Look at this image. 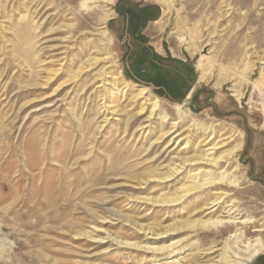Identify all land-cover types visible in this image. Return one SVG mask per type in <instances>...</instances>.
Instances as JSON below:
<instances>
[{
  "label": "rangeland",
  "instance_id": "obj_1",
  "mask_svg": "<svg viewBox=\"0 0 264 264\" xmlns=\"http://www.w3.org/2000/svg\"><path fill=\"white\" fill-rule=\"evenodd\" d=\"M227 217L254 223L157 235ZM227 237L264 249V0H0V264H189Z\"/></svg>",
  "mask_w": 264,
  "mask_h": 264
},
{
  "label": "bare ground",
  "instance_id": "obj_2",
  "mask_svg": "<svg viewBox=\"0 0 264 264\" xmlns=\"http://www.w3.org/2000/svg\"><path fill=\"white\" fill-rule=\"evenodd\" d=\"M85 1H89V0H85ZM105 1H107L109 3L113 2V0H105ZM84 6H85V4H82V7H84ZM196 66L198 68V71L201 74V79H203V75H204V72H205V70L203 68V65L201 64V62H199L198 65H196ZM206 67H207V65H206ZM146 95H147L146 90L145 89H140V92L138 94H135L134 96H132V100L135 103H138L139 101H141V103L143 102L142 104H146V102L148 101ZM154 110H155V106L153 105V108H151V112L149 113L150 117L153 115ZM114 111L115 110H113L112 112H114ZM105 112H107V111H105ZM176 131L174 130V131H171L169 133L168 132L165 133V134L168 133V137H169L167 145H169L171 142H172L171 145H174V146L178 144L179 138H180V134L177 133ZM165 134H163L162 136L164 137ZM181 146H182V148L180 150H183V149L186 148L185 144H183ZM213 149L214 148H212V147L208 148V150H213ZM184 160L182 162L183 165H185L186 163L187 164L190 163L189 165H191L192 163L195 164V163H198V162H207V163H212L213 162L214 163V159H206V158L200 157V156L192 157V158H190V160H185V161ZM178 168H179V166H178ZM177 172H178L177 168L171 169L170 173H169L170 176H168V177H171V176L175 175ZM205 185L206 184L191 185V186L186 187L183 191L187 194L188 192L200 189L201 187H203ZM183 196H185V195L179 196V197L171 199V200L163 201L162 203H166L165 206L171 205V204H173L175 202L180 201L183 198ZM218 204H219L218 199H216V200L212 201L211 203L206 204L207 206H205L203 209L206 210V211L207 210L209 211L208 213H206L207 215H209V214L211 215V214H213L214 210H216L215 207ZM227 218L228 219H226V220H221V219H207L205 221H200L199 220L196 223L192 222L193 224L191 222H190L191 224L189 223L187 225L186 224H182L181 226H179V228L178 227L175 228L176 227V225H175L174 228H172V229L168 228L165 231H163L162 233H158L157 235L158 236L160 235V237H164V239H166V238L168 239L169 237L171 238V236H173V235H178L179 233L184 231L187 227L191 228V227L195 226L196 228L204 229V228H210V227H214V226H219V225H222V224H228L231 227H233L234 229L239 227V226H241L240 228L242 229V228H246L249 224H253L254 223L251 219H240V218H237V217H227ZM139 229L142 230V232H143V234L145 236L147 234H150L148 229H141V228H139ZM261 231H263V229L254 228V230H253V232H261ZM185 239L186 238L177 239V240L176 239L175 240L170 239L169 242L164 243L163 245H161L159 247H156V246H154V247H146L145 246L144 247V246H138V245H135V244H130V243H127V242H118V241H116V242L119 245H123L125 247H129L130 246V247L142 250L144 252L150 253L152 255H158V254L166 255L169 258V257H175L176 256L175 253L177 251V247H179L183 243V241ZM234 240H235L234 237H233V239L228 238V239H225L224 241L220 242L217 245H211L210 247H208L205 250L204 253H202V255H200L199 257H196L195 260H192L189 264H228L227 263V259L229 257H234L236 259L242 260L245 264H249L260 254V251L263 249L262 248L263 245L261 244V242L257 238L255 240H253V242H251V241L247 242L246 244H244L242 246L236 245L235 244L236 241H234Z\"/></svg>",
  "mask_w": 264,
  "mask_h": 264
}]
</instances>
